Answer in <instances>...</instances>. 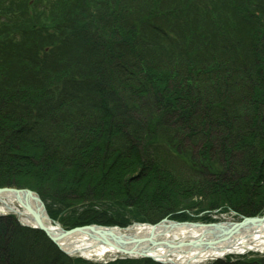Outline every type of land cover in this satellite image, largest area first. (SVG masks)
Wrapping results in <instances>:
<instances>
[{
    "label": "trees",
    "instance_id": "16d2710c",
    "mask_svg": "<svg viewBox=\"0 0 264 264\" xmlns=\"http://www.w3.org/2000/svg\"><path fill=\"white\" fill-rule=\"evenodd\" d=\"M0 188L67 230L263 215L264 0H0ZM0 264L77 263L5 216Z\"/></svg>",
    "mask_w": 264,
    "mask_h": 264
},
{
    "label": "bare ground",
    "instance_id": "6f19581e",
    "mask_svg": "<svg viewBox=\"0 0 264 264\" xmlns=\"http://www.w3.org/2000/svg\"><path fill=\"white\" fill-rule=\"evenodd\" d=\"M25 201V200H24ZM28 206H31L32 209L41 217L45 218L43 210L40 208L39 203L31 198L25 201ZM17 203L16 197L12 194L3 195L0 197V215L9 214L10 212H18L14 208V204ZM21 221L25 225L37 226L34 222L33 217L28 212H22L20 215ZM44 224L48 232L54 236H61L63 234V229L61 227L50 223L46 218L44 219ZM221 228L229 229L225 227V224H222ZM209 227L207 226H197L195 224L190 225H176L174 223L163 224L159 227L152 228L151 226H134L125 231H119L118 229H113V232L116 236H120L117 240H114V243H118L117 247L124 249H131L136 244L133 241L128 240L131 236L142 235L150 236L152 235L156 239L162 241H176L183 240L188 238L194 240L199 238V236L207 235L210 242H216L219 238L212 237V234L215 232L208 233ZM222 230L219 229L218 232ZM138 235V236H139ZM223 233L220 234V236ZM89 233H74L66 238L60 239L58 242L62 246V249L73 254L80 255L86 259L93 260H103L107 254L116 255L122 254L113 248H96V250L88 251L87 249L93 248L94 239L89 238ZM264 253V222H254L248 228H246L242 234L218 241L217 247L214 251L200 252L198 250H176L174 252L169 251L165 253L160 251L158 257L162 261H170L168 259H173L179 264H200L207 261L219 258H226L229 255H245L248 253ZM170 253V255H168Z\"/></svg>",
    "mask_w": 264,
    "mask_h": 264
},
{
    "label": "water",
    "instance_id": "95a60500",
    "mask_svg": "<svg viewBox=\"0 0 264 264\" xmlns=\"http://www.w3.org/2000/svg\"><path fill=\"white\" fill-rule=\"evenodd\" d=\"M12 194L14 197H16L17 202L19 205L24 208L30 215L33 217L34 222H36L37 226H34L36 229H39L47 234V236L62 250V247L59 244V240L62 238H66L74 233H89L90 239H94L93 248L87 249L89 252L96 250V248L106 247V248H113L117 250L118 252L127 255V256H140V257H146V258H152V259H158L156 258V255L162 251H176V250H198L200 252H208V251H214L217 247L218 241L222 239H228L237 235H240L243 233V231L248 228L250 225H252L254 222H264L263 218H248L244 219L241 223H216L211 225H200L195 224L197 226H207L209 227L208 233L215 232L212 234V237L219 238L216 240V242H210L207 235L199 236V238L190 240L188 238H184L183 240H176V241H160L157 240L152 235L150 236H142V235H134L128 238V240L135 242L133 248L131 249H124L117 247L118 243H114V240H117L120 236H116L113 232L114 228H104L99 226H88L83 228H76L70 231L62 230L63 234L61 236L54 235L52 236L48 230L45 227L44 219L51 221L48 215L46 214L45 206L40 199L38 195L33 193L30 190H19L15 188H0V197L3 195ZM34 198L39 203L40 208L43 210L44 219L41 218L33 209L31 206H28L25 201ZM25 200V201H24ZM168 223V221H164L163 224ZM176 225H187V224H179L174 223ZM222 224H225V227H229V229H223L221 228ZM190 225V224H188ZM158 225L157 227H159ZM155 229L156 226H153ZM219 229H221V232H218ZM115 230V229H114ZM223 233V235L220 236V234ZM62 237V238H61ZM69 254V253H67ZM74 256V255H73ZM171 264H177L174 261H168Z\"/></svg>",
    "mask_w": 264,
    "mask_h": 264
},
{
    "label": "rangeland",
    "instance_id": "374dc122",
    "mask_svg": "<svg viewBox=\"0 0 264 264\" xmlns=\"http://www.w3.org/2000/svg\"><path fill=\"white\" fill-rule=\"evenodd\" d=\"M14 208L18 209L16 204H14ZM210 216L217 221L225 220V221L230 222V223H239V222H241V219H242V216H238L235 212L219 213V210L215 211V213H212ZM133 225H131V226H133ZM66 255L68 256V258L72 259L77 264H82V261L86 262L84 264H109V263L115 262L117 260H121L120 256L118 258H114L115 256H113V255H107L103 258V260H97V261H95V260L94 261H86V260L79 259L77 257L70 256L68 254H66ZM262 256H264V254L262 255V254H258V253H249V254L244 255V256H240V255L227 256L226 258H223V259H225V260L228 259V260L256 261L258 258H260ZM127 259H129V258H127ZM127 259H124V260H127ZM131 260H134V259H131ZM137 260H140V259L135 258V261H137ZM219 260L220 259L215 260L214 263L219 261ZM211 263H212V261H210L206 264H211Z\"/></svg>",
    "mask_w": 264,
    "mask_h": 264
}]
</instances>
